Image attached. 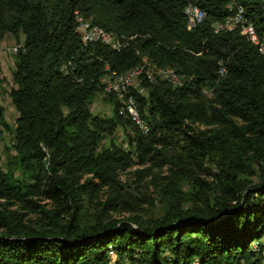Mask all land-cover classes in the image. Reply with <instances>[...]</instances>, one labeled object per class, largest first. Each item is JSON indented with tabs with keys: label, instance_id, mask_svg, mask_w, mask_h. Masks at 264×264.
<instances>
[{
	"label": "trees",
	"instance_id": "1",
	"mask_svg": "<svg viewBox=\"0 0 264 264\" xmlns=\"http://www.w3.org/2000/svg\"><path fill=\"white\" fill-rule=\"evenodd\" d=\"M186 5L205 15L191 30ZM79 17L112 45L84 44ZM246 26L264 39V0H0V41L21 46L0 264H264V54ZM137 68L128 96L107 91Z\"/></svg>",
	"mask_w": 264,
	"mask_h": 264
},
{
	"label": "bare ground",
	"instance_id": "2",
	"mask_svg": "<svg viewBox=\"0 0 264 264\" xmlns=\"http://www.w3.org/2000/svg\"><path fill=\"white\" fill-rule=\"evenodd\" d=\"M197 13H201L203 15V18H196ZM234 13L235 14L233 16H230L229 18H227L226 21H224L222 24L216 25L215 26L216 31H233L237 26L241 25L243 21V16H244L243 9L241 7H237ZM204 18H205V15L203 12H201L196 7H193L190 5L189 20H194V21H192L191 26H188V29L189 30L194 29L195 26L198 25L199 22H202L204 20ZM77 23H78V27H77L78 32H86L87 29H94L98 32V40H96V43H101L106 46L112 45V42H113L112 37L109 34H106L100 31L97 27L93 26V24H91L90 21L79 17L77 19ZM248 28L251 29L252 35L248 34ZM244 34L248 37L250 42L258 46L260 52L264 54V39L263 40L259 39L260 37H258L254 28L252 26H246L244 28ZM106 38H107L108 43L106 42ZM254 40H257L258 42H255ZM83 43L86 44L87 42H83ZM15 48L17 49L12 50L14 53L18 52L21 46L15 47ZM142 72H143L142 68H137V69H134L128 72L126 75H124V77H121V78L115 77L116 79H114L113 82H109L111 80L109 77L103 78L102 82L108 86L107 91L115 90L116 93L118 94V97L121 98L124 96H128V92H129L128 90L130 89V87L133 86V82L142 74ZM157 75L159 76L160 79H163L164 81H169L175 87H180L182 85L183 79L174 76L172 72L160 71L157 73ZM147 76L149 80H151L153 77L149 73ZM106 80H107V83H106ZM115 86H117V90L115 89ZM125 109L138 122L135 106L133 104V100L130 97L125 102Z\"/></svg>",
	"mask_w": 264,
	"mask_h": 264
},
{
	"label": "rangeland",
	"instance_id": "3",
	"mask_svg": "<svg viewBox=\"0 0 264 264\" xmlns=\"http://www.w3.org/2000/svg\"><path fill=\"white\" fill-rule=\"evenodd\" d=\"M19 46L20 45L18 44V42L10 36L0 41V79L2 80V89L4 91L0 97V103L5 110V119L11 129L14 127V122L17 117V113L12 107L8 98V92L12 87L11 72L14 69L15 63V53L12 50L17 49L15 47ZM7 51L8 54L5 53ZM91 111L93 114L100 116H109L111 113L110 105L104 101L103 96L96 97L93 105L91 106ZM115 138H117L118 143H120L122 140V136L120 133L115 135ZM11 139L12 134L10 132L5 133L0 139V154L3 160L7 156L5 148H8L10 146ZM130 177L131 174L129 172L124 174L122 176V179H130Z\"/></svg>",
	"mask_w": 264,
	"mask_h": 264
},
{
	"label": "built area",
	"instance_id": "4",
	"mask_svg": "<svg viewBox=\"0 0 264 264\" xmlns=\"http://www.w3.org/2000/svg\"><path fill=\"white\" fill-rule=\"evenodd\" d=\"M189 11H190V5H186L184 8V15L187 18V26H191L192 21H194V20H189ZM196 18H203V15L201 13H197ZM76 30H77V26H76ZM78 33L80 35L81 40L83 42H87L88 45L96 44V40H98V32L94 29H87L86 32H78ZM248 34L252 35L251 29L249 28H248ZM254 41L258 42L257 40H254ZM106 42L108 43L107 38H106ZM5 53L8 54V51ZM106 83H107V80H106ZM115 89L117 90V86H115Z\"/></svg>",
	"mask_w": 264,
	"mask_h": 264
}]
</instances>
